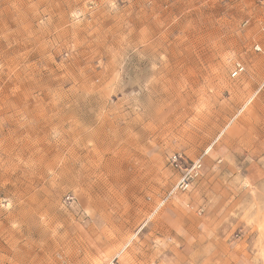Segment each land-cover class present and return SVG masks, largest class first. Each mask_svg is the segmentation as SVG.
<instances>
[{
	"label": "rangeland",
	"instance_id": "1",
	"mask_svg": "<svg viewBox=\"0 0 264 264\" xmlns=\"http://www.w3.org/2000/svg\"><path fill=\"white\" fill-rule=\"evenodd\" d=\"M263 185L264 0H0V264H264Z\"/></svg>",
	"mask_w": 264,
	"mask_h": 264
},
{
	"label": "crops",
	"instance_id": "2",
	"mask_svg": "<svg viewBox=\"0 0 264 264\" xmlns=\"http://www.w3.org/2000/svg\"><path fill=\"white\" fill-rule=\"evenodd\" d=\"M259 201L257 202L251 196L248 195L244 203L238 207L237 217L239 224L244 226V229H248L249 223L258 222L259 218L264 217V185L262 186V192L258 194Z\"/></svg>",
	"mask_w": 264,
	"mask_h": 264
},
{
	"label": "built area",
	"instance_id": "3",
	"mask_svg": "<svg viewBox=\"0 0 264 264\" xmlns=\"http://www.w3.org/2000/svg\"><path fill=\"white\" fill-rule=\"evenodd\" d=\"M256 49L260 50V47H257ZM243 70H244V68L241 65L238 64V66L236 67L235 72H234V77L238 76ZM200 167H201L200 164L199 165H196L193 170H197ZM185 179L182 181L184 183V185L182 186V188L185 187V182H186Z\"/></svg>",
	"mask_w": 264,
	"mask_h": 264
}]
</instances>
